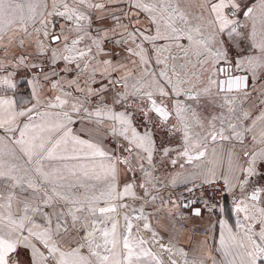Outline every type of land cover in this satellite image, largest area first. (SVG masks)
I'll return each mask as SVG.
<instances>
[{
  "label": "snow or ice",
  "instance_id": "1",
  "mask_svg": "<svg viewBox=\"0 0 264 264\" xmlns=\"http://www.w3.org/2000/svg\"><path fill=\"white\" fill-rule=\"evenodd\" d=\"M58 3L61 10L48 11L47 17H63L72 26L76 38L69 46V38L65 36L64 48L52 53L53 61L63 59L72 63L85 57L95 59L92 46L97 55L103 53L107 33L116 34V29L93 32L90 12L82 9H104L105 4L93 0H72L71 4L53 0V9ZM45 7L44 0H0V40L3 33L13 29L27 32L28 24L37 19L41 24L49 23ZM130 8L138 11L134 17H129L127 24H121L115 15L112 17L123 30L116 43H124L126 34L135 48L125 50L139 57L142 65L148 63L149 56L144 42L153 45L158 65L167 67V57L161 60L160 55L173 45L185 55L191 51L196 63L192 64L191 75L175 71V64L172 76L161 70L159 77L163 84L155 73L145 69L140 79L131 83V91H128V82L132 72L109 79L108 86L123 82L124 87V91L115 94L112 104H121L128 97L138 98L145 104L140 108L145 117L151 119L149 113H155L160 126L171 124L172 131L182 133V147L173 149L161 145L158 148L152 130L146 128L140 133L133 125L131 113L116 111L103 98L94 109H89L86 106L89 98L107 91L108 86L99 90L89 86L83 98L77 96L70 101L68 97H72V92L65 91L64 98L57 95L46 105L37 100L28 106L29 101L6 95L8 90L16 88L13 73L0 76V130H3L0 135V264H161L145 246L147 242L133 235V224L127 214L122 216L123 227L120 225V210L129 205L118 201L134 195L131 183L120 189L121 168L130 167L129 159L109 152L99 141L82 138L73 128L75 118L83 114L82 119L88 123L111 122L106 131L126 141L124 150L130 155L135 150L145 153L149 165L153 163L156 151L162 152L163 157L176 151L177 157L191 162L205 155L202 149L206 137L193 132L194 126L203 129L204 125L190 103L172 97L183 96L185 101H195L202 95L241 92L248 87L249 74L255 79L258 72H264V0L252 3L203 0L200 15L194 17L195 25L180 0H131ZM141 12L146 14L148 29L138 28L133 23ZM47 34L45 31L44 35ZM85 38L91 45L86 46V50L78 49ZM51 39L59 40V37L53 35ZM182 40H186L187 45L181 44ZM157 41L168 43L158 46ZM241 41L247 43V49H242L233 59L230 45L240 48ZM63 52L68 54L62 55ZM20 63H24V58ZM102 63L112 64L110 60ZM76 67L79 68L78 63ZM88 67L85 64V69ZM120 67L123 65H116L112 72ZM72 84H76L78 92H85L77 81H69V85ZM244 95L248 93L244 91ZM33 99H36L35 90ZM170 117H174L175 123ZM258 119L264 120V115ZM229 127L232 136L242 143L237 125L230 124ZM245 131H251V128ZM224 132V127L217 132L209 121L207 135L212 140L217 136L229 139ZM261 138L264 140V133ZM193 152H196L195 156ZM258 158L264 161V150L253 153L248 166L242 170L243 178L238 187L243 198L233 197L232 210L238 217L242 214V219L236 221L235 231L225 221H220L221 250L226 256H233L229 264H264V188L253 187L250 192L246 191ZM140 166L143 168V164ZM236 187L232 185L229 191ZM193 214L200 215V210L195 209ZM148 227L145 223L144 228ZM180 254L186 255L182 251Z\"/></svg>",
  "mask_w": 264,
  "mask_h": 264
},
{
  "label": "rangeland",
  "instance_id": "2",
  "mask_svg": "<svg viewBox=\"0 0 264 264\" xmlns=\"http://www.w3.org/2000/svg\"><path fill=\"white\" fill-rule=\"evenodd\" d=\"M62 2L71 4L72 0H62ZM93 2L105 4L104 9H82L86 12H90L92 17L93 32L101 28V26H106L107 29H113L111 26L116 22V20L112 18L113 15L120 18L121 24H127L129 23V17H134L138 11L137 9L130 8L131 0H121V5L117 6L112 5L115 0H93ZM197 2L200 4L201 0H180L181 6L188 10L190 16L193 17L192 21H196L194 19V17H196V13L193 12V7ZM246 2L252 3L254 0H246ZM44 3L46 5L44 8L45 17L49 23L46 25L41 24L39 19H37L34 22H30L28 24L27 32L13 29L3 33V39L0 40V65H3V67L0 68V76H6L8 72H11L13 73L12 80L16 84V88L8 90L6 95L16 97V100H18L20 96H23L22 100L29 101L28 106L36 103L37 100H39L41 105H46L49 100H53L57 95H60L62 98H64L65 91L72 92V97H68L70 101L77 96L83 98L84 95H87V89L89 86L95 90H99L100 86H108L109 79L121 78L128 72L133 73V76L129 78L128 82V91H131V83L135 80H139L145 69H147V71L150 73H155L159 82L163 84L164 81L159 77V72L161 70L166 71L169 76H172L173 64L176 65L175 71L178 72V70L181 69V64L183 65L189 61L194 64L196 61V57L191 51H189L188 55H185L184 51L173 45L168 52L160 55L161 60H163L165 56L167 57V67H165L164 64L158 65L156 63L157 54L154 51L153 45L151 43L144 42L149 56L148 63L146 65H142L139 57L133 56L125 50L128 47L135 48V45L127 40L126 34L124 36L125 42L121 44H117V40H115L121 39L120 34L113 36L107 34L106 42L102 45L104 52L99 55L96 54V48L92 46V54L95 56V59H89V57H85L83 60L74 61L72 63H68L63 59H56L53 61V51L58 48L63 49L65 46L66 41L64 37L67 36L69 38L67 40V44L71 46V41L72 39L76 38V33L73 31L72 26L63 17L55 15L47 17L46 14L48 11L61 10L59 8V3L55 9H53V0H44ZM98 17H104V19H97ZM241 22L243 23V20H241ZM133 23L136 27L141 29L149 28V22L146 14L142 12L139 13L138 19H133ZM150 30L154 31V28ZM45 31L48 33L47 36L44 35ZM32 32H34V35H32V44L26 45V47L23 48V44L27 42L25 37L28 34H32ZM145 34H147V32ZM53 35L59 37V40L55 42L52 41L53 39H51V37ZM39 37L40 42L42 43L37 44ZM137 42L140 43L141 41L137 40ZM167 43V41L156 42L158 46ZM180 43L187 45L188 42L186 40H182ZM90 45L91 41L88 38H85L77 47L78 49L86 50V46ZM51 48L53 49L52 52ZM242 49H247V43L244 41H241L240 48L230 45V54L233 59L236 58L237 53L241 52ZM67 54L68 53L66 52L62 53V55ZM173 56L176 58L175 60H173ZM13 57L15 58L13 59ZM21 58H24L23 64L20 63ZM97 60H100L101 62L104 60H110L112 62L111 65H107L109 70L108 76L100 77L99 74L91 75L94 73L93 66H95V62ZM77 63L79 64V68L76 67ZM85 64L89 65L87 69H85ZM116 65H123L122 73H119V75L112 72V68ZM109 73H111V76H109ZM236 74L241 73L236 72ZM46 76L48 79H45ZM258 78L261 80H258L256 85L253 87L254 89L257 87V89H255L256 91H254V89L250 90L252 91L251 93L253 96L250 98L249 102L253 103L254 113H250L252 104H249V102H247L246 106L244 107L247 96L244 95L243 91L237 93L225 92L202 96L203 107L202 112L199 114L201 115V121L204 125L201 137H206V139L203 140L205 147L202 150L204 152H206L207 148L210 146H214L221 142L226 144L228 143L229 145L236 148L243 156L247 167L248 160L252 157V154L264 150V140H262V138L259 136L254 140L253 136H251V132L249 135V131H245V129L249 128V126L253 127L255 122H260L261 119L258 118L264 115V72H258L255 79ZM69 81H77L79 87L85 89V92H78L76 90V84H72L70 86ZM54 84L57 86L53 87ZM34 90L36 93V99H33ZM118 91H124L123 82L108 86V90L100 93L99 95H92L89 98L90 102L86 106L89 109H94L100 102L101 98H103V100L109 105L113 106L116 111L131 113L133 125L135 126V117L137 116L135 113L136 111L133 108V99L135 97H128V99L121 104L113 105V97ZM250 91H246L248 95L250 94ZM258 91L261 93L257 95ZM257 96H260V99H258V104H255L257 101ZM172 99H178L184 103H190L194 109L195 101H185L183 96L172 97ZM226 100L231 101V103H227ZM245 108L247 110V118H245ZM57 110L58 109H54L53 111ZM241 114L245 118L244 123H240L238 121L239 119H242L240 116ZM82 116L83 114H81L79 117H76V123L73 125L74 130L80 134L82 138L99 141L109 152H114L116 156L121 158L127 157L129 159L130 167L122 166L121 168L119 177L120 189L122 190L125 184L131 183L133 185L132 190L134 195L126 196L122 201H118V203H125L129 205L128 208L120 210L121 228L124 224L122 216L127 214L131 219L133 231L136 233L137 237L139 236V238H142L147 242L145 246L150 249V251L158 258L161 264H172V261H175V264H205L201 261L192 260L185 255H181V251H178L165 238L160 237L156 232V229L153 228L148 221L149 208L153 204L163 201V199H165L166 190L169 187H174V184H172L171 181L165 177L166 173H159L157 168H167L171 163L170 160L172 158H176V161L187 159L173 156L175 151H172V154H170L168 157L154 156L153 163L149 165L145 153L140 151L138 152L137 150L132 152L130 155L124 150V148L127 146V142L110 135L109 131H106V129L110 128L111 122H105L102 125H97L94 122L88 123L87 121H84ZM213 117H215V119H213ZM231 119L235 122L234 124L237 125V131L242 134V143L239 139L232 136V130L229 127ZM209 121H212V123L215 125L217 132H219L221 127H224V135L228 136L229 139H220V137L217 136L215 140H212L211 137L207 135L209 131ZM262 122H264V120ZM99 132L105 133V137L99 138ZM143 132L144 131H141L140 133ZM193 132L195 133L194 129ZM261 133H264V130L261 131ZM261 133H258V135H261ZM0 135H3V130H0ZM158 135L160 136V134ZM245 152L248 153L247 156L244 155ZM192 155L195 156L196 152H193ZM141 157L144 158L141 159ZM182 163H185V161H182ZM141 164H143V168H141ZM186 164H189L188 161ZM153 170H155V172H153ZM263 170L264 161L262 163L258 158L255 164V171L248 178L249 183L246 186V191H250L253 187H256L254 185L257 183V181L255 180L256 182L252 183L250 180L261 176V173L258 171L262 172ZM137 172L142 174V180H144L143 182L146 183L145 188H140V183L136 180L138 176ZM258 180H260V178ZM258 187L264 188L263 181L262 186ZM234 195L236 198L242 199V197H238L242 195L240 190L233 192L231 198H233ZM232 205L233 208L234 204L232 203ZM240 216H242V214ZM136 217H139V219H136ZM145 223L149 225L147 229L144 228ZM167 249H170V251ZM23 258L24 257H22V259Z\"/></svg>",
  "mask_w": 264,
  "mask_h": 264
},
{
  "label": "crops",
  "instance_id": "3",
  "mask_svg": "<svg viewBox=\"0 0 264 264\" xmlns=\"http://www.w3.org/2000/svg\"><path fill=\"white\" fill-rule=\"evenodd\" d=\"M202 2L203 0H201L200 4ZM200 4L198 2L195 3L193 8H200ZM112 5H121V0H115ZM111 27L116 29V34H113L111 31H109L107 33L108 35H118L122 31V28L119 24H117V22H115V24ZM99 29H107V27L101 26ZM101 34L103 35L104 33L102 32ZM95 63V66H93L94 73L91 75L99 74L100 77L108 76L109 70L107 65H104L100 60H97ZM122 70L123 67L119 68L114 73L119 75V73H122ZM100 88L101 86L99 89ZM255 89H257V87H255ZM255 89L254 91H256ZM7 97L16 99V97L11 95H7ZM22 99L23 96L18 98V100ZM249 104H252L250 113H254L253 103L249 102ZM262 121L263 120H260V122H255L253 127L249 126V128H251L249 135L251 132V136L261 137V135H258V133H261V131L264 130V122ZM98 135L99 138H103L106 134L99 132ZM174 159L176 160V158ZM172 160L173 158L170 160V162ZM182 161H185V163H182ZM186 163L187 160L182 159L177 161L175 164L171 162L167 168H157V170L159 173H166L165 177L171 181L172 184H174V187L177 188L183 187L195 181L221 180L225 183V180H227L228 195L224 200L221 217H219L216 222H213L211 216L206 211L204 206L197 205L185 209L182 218L183 225H179L175 220L180 209L179 206L169 200L163 199V201L155 203L149 208V224L156 229V232L160 237L169 241L178 251L186 253L185 256L189 257L190 259L198 260L205 264H229V262L233 259V256H226L224 251L221 250L220 221H225L226 224L231 227L233 231H235L237 214L232 210L233 198H231V196L233 192L239 191L238 185L240 180L243 178L242 170L246 167V162L236 148L229 145L228 143L226 144L221 142L207 148L205 155L200 159H193L191 162H188L189 164ZM153 172H155V170H153ZM260 173L261 176L250 180L252 183L257 181V183L254 185L256 187L262 186V181L264 183V173ZM137 174L138 176L136 180L140 183V188H145L146 183L143 182L144 180H142V174L139 172H137ZM259 178L260 180H258ZM232 185H237V187L233 191H229V189L232 188ZM238 197L243 198V195ZM195 209L200 210V215L193 214Z\"/></svg>",
  "mask_w": 264,
  "mask_h": 264
},
{
  "label": "built area",
  "instance_id": "4",
  "mask_svg": "<svg viewBox=\"0 0 264 264\" xmlns=\"http://www.w3.org/2000/svg\"><path fill=\"white\" fill-rule=\"evenodd\" d=\"M32 35H34V32H32V34H28L25 37L27 42L23 44V48H25L26 45L32 44ZM40 43L42 42H40L39 37L37 40V44ZM52 51L53 49L51 48V52ZM14 58L15 57H13V59ZM260 93L261 92L258 91L257 95ZM250 96H253V94H251ZM247 97H249V95H247ZM258 99H260V96H257V101L255 102V104H258ZM244 112L247 113L246 108L244 109ZM240 116L242 119H239L238 121L240 123H244V116L242 114ZM234 123L235 122L231 119L229 124ZM260 161L263 163L262 160ZM227 195V186L221 180L195 181L179 188L169 187L165 192V199L179 206L180 209L177 213L175 220L176 223H178L179 225H183L182 218L185 209L197 205H203L206 211L211 216L213 222H216L217 219L222 215V208ZM237 219H242V216H237Z\"/></svg>",
  "mask_w": 264,
  "mask_h": 264
},
{
  "label": "flooded vegetation",
  "instance_id": "5",
  "mask_svg": "<svg viewBox=\"0 0 264 264\" xmlns=\"http://www.w3.org/2000/svg\"><path fill=\"white\" fill-rule=\"evenodd\" d=\"M186 11H188V10H186ZM193 12L196 13L195 16H199L200 15V8H195ZM192 23L195 25L197 23V21H192ZM195 63H196V61H195ZM183 66L184 67L181 68L180 70H178V72H180L182 74L187 72L188 75H191L192 63L187 62V63H184ZM136 77L139 78L138 76H136ZM258 80H261V79H259V78L255 79V82L253 83L254 79L250 75L249 79H248V87H247L246 91H250L256 85ZM251 92L252 91H250L249 93L252 94ZM250 94H249V97H247L245 99L244 106H246L247 102H249L250 98H252V96H250ZM202 96L198 100H195V106H194V110H196V113L198 114L200 120H201V117H200L201 115L199 113L202 112V107H203V97ZM156 98L159 99L158 96ZM142 107H145V104L142 103L138 98L135 97L133 99V108L135 109V111H136L135 113L137 114V116L135 117V127H137V130L140 132L145 131L146 128L152 130L153 135H154V139H155V143H156L158 148L161 145L164 147H170L173 149L181 148L182 147V133L172 131L171 130V124L166 125V126H160L159 121L155 116V113H149V117H151V119H149L148 117H145L143 115V113L140 111V108H142ZM170 120L172 123H175L174 117H170ZM201 123H202V121H201ZM193 129H194L195 133L199 132L200 135L202 136V129L199 126H194ZM158 134H160V136ZM170 154H172V152ZM173 155L177 156L176 151ZM154 156H162V152L156 151V152H154L153 157ZM262 173H264V170L262 171ZM133 235H135L137 237V235L134 231H133ZM137 238H139V236Z\"/></svg>",
  "mask_w": 264,
  "mask_h": 264
},
{
  "label": "water",
  "instance_id": "6",
  "mask_svg": "<svg viewBox=\"0 0 264 264\" xmlns=\"http://www.w3.org/2000/svg\"><path fill=\"white\" fill-rule=\"evenodd\" d=\"M52 41H57V40H52ZM238 73H241V74H243L242 72H238ZM241 74H237V75H241ZM249 76H250V74H249ZM249 79V78H248ZM255 81H253V83H254ZM248 83V82H247Z\"/></svg>",
  "mask_w": 264,
  "mask_h": 264
},
{
  "label": "bare ground",
  "instance_id": "7",
  "mask_svg": "<svg viewBox=\"0 0 264 264\" xmlns=\"http://www.w3.org/2000/svg\"><path fill=\"white\" fill-rule=\"evenodd\" d=\"M151 243V242H150ZM152 245V244H151ZM157 248V247H156ZM166 261V260H165Z\"/></svg>",
  "mask_w": 264,
  "mask_h": 264
}]
</instances>
